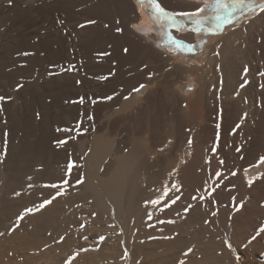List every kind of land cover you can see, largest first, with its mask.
Wrapping results in <instances>:
<instances>
[{"label": "bare ground", "instance_id": "obj_1", "mask_svg": "<svg viewBox=\"0 0 264 264\" xmlns=\"http://www.w3.org/2000/svg\"><path fill=\"white\" fill-rule=\"evenodd\" d=\"M39 1L0 0V224L39 183L59 181V199L0 235V264L34 250L28 264L59 260L50 242L72 221L69 181L81 177L76 206L114 230L85 264H264V13H237L215 34L172 29L187 51L162 44L137 0L59 1L67 27L85 22L72 41ZM74 130L82 160L68 149Z\"/></svg>", "mask_w": 264, "mask_h": 264}, {"label": "rangeland", "instance_id": "obj_2", "mask_svg": "<svg viewBox=\"0 0 264 264\" xmlns=\"http://www.w3.org/2000/svg\"><path fill=\"white\" fill-rule=\"evenodd\" d=\"M19 1H21V0H19ZM59 1H61V0H41V1H39L38 2V5H36V7H41V6H48V5H50V6H55L54 7V10H53V13H52V15H51V17H52V20L56 23V25L55 26H57V28H54L55 29V32H56V34L59 36V35H63V36H67L69 39H71L70 41H72L75 37V34L76 35H78V37H80V35H79V31H81V25H84L85 24V22L83 23L80 19H82V16H78L77 18H80V19H76L75 21L77 22H73V23H71L70 25H68V27H73V28H69L68 29V27L66 26L67 24H65L66 23V15H65V13L63 12V11H67L66 9L65 10H63V8L60 6V4H59ZM9 3H11V4H5V5H7V6H9V7H12L11 5H12V3L13 2H9ZM58 3V5H57V7H56V4ZM138 5V4H137ZM140 5H138V7H139ZM162 6V5H161ZM203 6V5H202ZM21 7H23V8H25V5H23V6H21ZM163 7V6H162ZM56 8V9H55ZM62 9V11H61V9ZM144 9H145V12H146V14H147V16H148V18H149V10L146 8V7H143ZM60 11H59V10ZM166 9V8H165ZM166 10H168V9H166ZM169 11V10H168ZM170 12H172V11H170ZM56 13V14H55ZM62 13H63V15H65V16H63L62 15ZM241 14V13H240ZM62 15V16H61ZM65 18V19H64ZM150 19H151V17H150ZM149 19V20H150ZM177 19H178V21H182L183 22V24H184V27H188L189 28V30L190 29H192L193 28V25L191 24L190 25V22H188L187 21V19L185 18V17H183V16H178L177 17ZM151 21L152 22H154L152 19H151ZM60 23H62V24H60ZM79 23V24H78ZM187 23V24H186ZM60 24V25H59ZM65 24V25H64ZM64 25V26H63ZM39 26L41 27L42 25L41 24H39ZM190 26V27H189ZM63 29H62V28ZM65 27H67V30H68V32H67V30H66V28ZM79 27V28H78ZM65 28V29H64ZM64 30V31H63ZM73 30H75V31H73ZM188 30V31H189ZM63 31V32H62ZM180 32H184V31H181V30H179ZM65 32V33H64ZM70 33H73L72 35L70 34ZM66 34V35H65ZM71 35V36H70ZM70 36V37H69ZM72 37H74V38H72ZM69 46V45H68ZM66 49H68L67 48V45H66ZM70 51H68V53L69 54H73L74 52H73V50H74V48L72 49V48H70L69 49ZM75 51V50H74ZM169 51H171L172 52V54H173V56L174 57H177V52L175 51V50H171V49H169ZM109 63V62H108ZM79 100V99H78ZM0 122H1V120H0ZM2 128V129H1ZM7 128V126H5V125H3V123L1 122L0 123V129L1 130H3L4 132L3 133H5L8 129H6ZM5 129V130H4ZM2 132V131H1ZM74 132H75V130L74 131H72V132H69V137H68V139H67V144H68V149H69V151H70V153L71 154H73V155H76V154H74V153H77V158L79 157V159H81L82 160V152H81V147L79 146V144H76L77 143V141L73 138V140L71 139L72 138V136L73 135H75L74 134ZM72 133V134H71ZM72 135V136H71ZM71 136V137H70ZM74 137V136H73ZM70 138V139H69ZM71 143H72V145H71ZM80 147V148H79ZM73 148H74V151H76V152H74L73 151ZM80 152V153H79ZM75 161V162H74ZM75 165L76 164V158H75V160L73 159L72 160V162H69V165ZM72 180H74V179H72ZM71 179H70V181H69V184H70V187L68 188V193H67V196H68V201H69V204H70V208H69V211H70V214H73V211L75 212L73 215H70V216H73L72 217V224H71V222H70V218L71 217H69V221L67 222L68 224H67V227H66V229L64 228V233H62V235H60L58 238H56L55 239V241H51L50 243H52L55 247L57 246V247H59V249H60V257H59V260H57V261H55L54 262V264H69V261L71 260V264H85L86 262H84V257H85V253H86V255L89 253L90 254V252H93V251H97L98 249H100V248H102V246H104V244H107L108 242V239L109 238H111L110 236H112V235H110V234H113L114 233V230H111V229H109L108 227L110 226V228H111V224L109 225V223H108V225H106L105 223L103 224V222H102V225H101V223H100V221H98L97 219H98V216H97V214L95 213V212H93L92 210L91 211H89L90 210V207L89 206H87V211H86V204H85V202H82L83 203V205H85L84 207H81V206H83L82 205V203L80 202L82 199H81V197H79V196H77L78 195V193L76 192V190H74L73 188H80L81 186H84V185H82V184H84V178L83 177H81V178H78L77 180H74V181H72ZM79 183H78V182ZM71 182H72V184H75L76 182V185H72L71 184ZM60 182L59 181H57V182H55V183H53V185H56L57 187H52V188H49L50 186H48V187H46L45 188V186H44V184H41V183H39V185H37L36 186V188H34V190L32 191V192H30L29 194H30V197L28 196V195H22V198L21 199H23L24 198V196H27L26 198L29 200V204L26 202H24L25 203V205L26 206H24V203H23V201H27V199L26 200H22V205H19L20 207V209L19 210H16V213L17 214H15L14 213V217L13 218H9V217H12L13 216V214H11V215H9V217H6V218H9L8 220L10 221H7V219H5L4 218V222L5 223H7L6 225L3 223V221H2V225L0 224V227H2V228H0V232L2 233V234H4V235H8V232H9V234H13V231L15 230V231H17L18 229H21L22 228V225H24L23 223H24V217H25V214L27 213V209H34L32 212H31V214H33L37 209V207H38V205H40V203L42 204L45 200H48V199H51L53 196L55 197V199H52V203H58V201H56L57 199H59V196L55 193L56 192V190L58 189V186L60 185L59 184ZM41 184V185H40ZM81 184V185H80ZM42 189H41V188ZM57 188V189H56ZM72 188V189H71ZM49 189V190H48ZM52 191H51V190ZM56 189V190H55ZM55 190V191H54ZM40 191V192H39ZM47 191V192H46ZM36 192V193H35ZM49 192V193H48ZM51 193H54V195H51ZM50 194V195H49ZM72 196H74V198L72 197ZM79 197V198H78ZM70 198H72V199H70ZM78 198V199H77ZM80 199V200H79ZM262 201H263V203H262ZM30 202H31V204H30ZM81 203V206H79V208H78V206H76V203ZM75 203V204H74ZM258 203H262L261 204V206H264V199H261ZM72 205V206H71ZM77 205H80V204H77ZM48 207H50L49 205H47ZM47 206H45L44 208H48ZM75 206V207H74ZM17 207V206H16ZM22 207V208H21ZM24 207V208H23ZM72 207H73V209H72ZM77 207V208H76ZM81 208V209H80ZM84 208V209H83ZM70 209H72V212H71V210ZM77 209V210H76ZM23 210V211H22ZM44 210H46V209H44ZM76 210V211H75ZM18 211V212H17ZM41 211H42V209H41ZM59 211V210H58ZM90 212V213H89ZM92 212V213H91ZM22 213V214H21ZM59 213V212H58ZM95 215H94V214ZM24 214V216H22ZM75 215H77V217L75 216ZM78 215H83L82 217L81 216H79L80 218H78ZM22 216L23 217V219H20V217ZM11 219V220H10ZM19 221V222H18ZM95 221H97V222H99V224L100 225H95L96 223H93V222H95ZM15 223V224H14ZM91 223V224H90ZM93 223V224H92ZM12 224V225H11ZM20 224V225H19ZM14 225V226H13ZM17 227H16V226ZM91 225H93V226H91ZM94 225L95 226H97V228H98V226H99V228L98 229H96V227H94ZM103 225H105V226H103ZM113 225V224H112ZM20 226H21V228H20ZM87 226H89L88 228H89V230L90 231H88V229H87ZM58 227L60 228V224H58ZM100 227H101V229H100ZM103 228V229H102ZM92 229H93V231H92ZM2 230V231H1ZM109 230H111L110 231V233H109ZM6 231H8L7 233H6ZM11 231V232H10ZM15 231H14V233H15ZM87 231V232H86ZM108 231V232H107ZM112 232V233H111ZM101 233V234H100ZM107 233H109V234H107V236H106V234ZM105 234V235H104ZM3 235V236H4ZM110 235V236H109ZM100 236L102 237H104L105 239H104V241H101L100 240ZM85 237H87V239H85ZM109 237V238H108ZM110 240V239H109ZM98 241H99V243H98ZM106 241V242H105ZM98 243V244H97ZM102 243V244H101ZM97 245V246H96ZM88 246H89V248H88ZM91 246V247H90ZM93 247H96L97 248V250H96V248H94L95 250H92L93 249ZM89 249V250H88ZM87 250L89 251V252H87ZM11 253V252H10ZM13 253V252H12ZM84 253V254H83ZM83 254V255H82ZM38 255V252L37 251H30L29 253H28V255H22V254H20V256L18 257V258H16V260L15 261H11V260H13V259H11V260H9L8 262H11V263H8V264H28V260H30V262L32 261L33 263H34V260L36 259V256ZM22 256H23V258H22ZM72 257H75L74 259H72ZM19 258L20 259H22V260H19ZM27 261V262H26ZM130 264V263H129Z\"/></svg>", "mask_w": 264, "mask_h": 264}, {"label": "snow or ice", "instance_id": "obj_3", "mask_svg": "<svg viewBox=\"0 0 264 264\" xmlns=\"http://www.w3.org/2000/svg\"><path fill=\"white\" fill-rule=\"evenodd\" d=\"M11 2V0H9ZM138 5L141 7H146L149 10V15L151 19L161 28L165 29L166 35V43L174 46L178 50H187L192 51V47L184 44L181 40L176 39L171 34V29L175 28L177 30H182L184 24L182 21H178V16H183L193 25V32H210L215 34L223 25L230 24L234 22V17L237 13H256L257 11L264 13V0H211L210 3H206L203 7H200L195 12H170L166 10L158 0H137ZM89 23H95V21H90ZM83 27V25H81ZM117 31H121L117 29ZM127 52V49H124ZM27 54V53H26ZM247 68H245V73H247ZM22 86V85H21ZM143 87V86H142ZM139 89H137L138 91ZM4 97H0V100H3ZM60 144L65 143V141H60ZM261 162L264 163V158H261ZM222 163V161H221ZM72 165H69V169H71ZM219 175V173L217 174ZM251 184V181H249ZM52 187H57L56 185H52ZM60 194V193H58ZM51 199L45 200L42 204L39 205L37 210L44 208L46 205L52 203ZM178 199V197H177ZM153 205L159 203V201H151ZM175 203V200L172 201ZM27 213H31L33 209H27ZM23 219V217H20ZM164 221H161L163 223ZM172 223L173 221H168ZM259 232H264V227H261ZM259 232L257 235H259ZM2 235V233H0ZM167 238V237H166ZM87 239V237H85ZM105 238L100 237V240L103 241ZM255 239V236L253 237ZM231 244H229V248H231ZM191 251V250H189ZM75 257H72L74 259ZM239 260V257H237ZM71 264V260L69 261ZM181 264H184L181 261Z\"/></svg>", "mask_w": 264, "mask_h": 264}]
</instances>
